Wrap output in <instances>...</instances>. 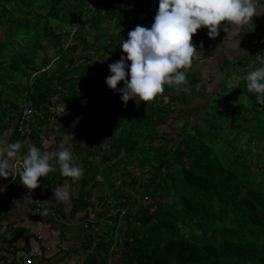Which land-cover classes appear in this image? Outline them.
<instances>
[{
  "label": "trees",
  "instance_id": "trees-1",
  "mask_svg": "<svg viewBox=\"0 0 264 264\" xmlns=\"http://www.w3.org/2000/svg\"><path fill=\"white\" fill-rule=\"evenodd\" d=\"M157 9L158 0H0V135L20 140L22 155L30 144L67 145L84 169L82 179L69 178L56 164L35 189L19 176L0 177V194L9 193L0 199L4 264L17 262L8 255L33 247L32 238L42 244L28 225L35 210L59 233L48 252L38 247V264L75 256L74 264H264V105L244 80L247 66L264 58V24L249 32L248 53L231 59L225 44L254 18L214 39L198 29L187 83L125 107L105 83L108 64L120 58L128 31L150 27ZM211 58L224 79L209 89L219 70L206 78L197 67ZM240 71L239 86H229ZM179 105L185 118L171 132ZM26 107L32 113L20 124ZM202 108L193 122L191 110ZM64 184L71 198L54 200ZM68 222L91 233L66 248Z\"/></svg>",
  "mask_w": 264,
  "mask_h": 264
},
{
  "label": "clouds",
  "instance_id": "clouds-1",
  "mask_svg": "<svg viewBox=\"0 0 264 264\" xmlns=\"http://www.w3.org/2000/svg\"><path fill=\"white\" fill-rule=\"evenodd\" d=\"M260 11L258 0H158L151 26L136 25L119 43L120 58L108 64L105 83L122 94L120 100L125 107L130 99L136 105L148 103L164 91L165 85L179 88L187 83L185 70L197 50L192 39L198 29L206 27L207 36L214 39L221 28L226 32L229 26L246 24ZM244 80L256 102L264 105V58ZM121 81L123 86L118 88ZM7 135L6 131L0 135V177L19 176L26 188L35 189L38 178L47 177L58 164L62 176L83 178L84 169L75 162L67 145L58 151H41L30 144L22 155L25 145L20 140L8 142ZM53 194L57 201L72 195L67 184L54 188Z\"/></svg>",
  "mask_w": 264,
  "mask_h": 264
},
{
  "label": "rangeland",
  "instance_id": "rangeland-1",
  "mask_svg": "<svg viewBox=\"0 0 264 264\" xmlns=\"http://www.w3.org/2000/svg\"><path fill=\"white\" fill-rule=\"evenodd\" d=\"M91 6H93L94 5V2H91V4H90ZM258 6H259V8L261 7V5L260 4H258ZM263 14H264V10L263 11H261ZM255 19V18H254ZM255 22H256V20H255ZM244 25H246V24H244ZM229 27H233L232 29H231V34L233 35L235 32H237L238 31V29H236L237 28V25H235V26H229ZM260 28L259 27H257V26H251V28L250 29H246L245 31H244V33L242 34V32L240 33V34H242V35H240V36H238V38L237 39H229L228 40V42L225 44V49L224 50H226L227 51V55L230 57V59L231 58H233L232 56V54L233 53H235V52H241V51H245L246 53H248L247 52V50L248 49H246L245 48V45H246V42H247V38H249V36H248V34H249V32H251L252 30H259ZM3 37V34L0 32V39ZM242 40H244V41H242ZM248 45H250L249 43H248ZM247 45V46H248ZM237 49V50H236ZM200 65H199V67H197V69H200V70H202L203 71V73H204V75H205V77L206 78H208V76H209V72L210 73H212V71L214 72H216V71H218L219 70V72H220V67H219V65H220V63H218L217 61H214L212 58L211 59H209V60H202L201 61V63H199ZM255 67H257V65L255 64V63H253V61L251 62V64L250 65H248L247 66V70L248 71H251V70H253ZM228 68V67H227ZM218 69V70H217ZM233 69H234V67H233ZM235 70H236V68H235ZM245 70V69H244ZM246 71V70H245ZM239 73V72H238ZM233 75H235V73L233 74ZM232 75V76H233ZM217 78L218 79H216L215 81H209V89H212L213 87H216L217 86V80H222V79H224V76H223V73H217ZM210 78V77H209ZM243 80V77H242V74H241V71H240V73L238 74V75H236V76H233V77H231L230 79H228V85L229 86H235V87H238L239 86V83L241 82ZM184 87V86H183ZM182 87V88H183ZM186 88V87H185ZM204 102V99H200L199 101H195L194 102V106H199V105H201L202 103ZM182 108H186V106H184V105H179L178 106V110L177 111H175V113H173V117L171 118V120H170V124L167 126V129L168 130H171V132H173L174 130H175V127H176V125L177 124H179V123H182L183 122V120H184V118H185V114H184V110L182 109ZM190 108H191V106H190ZM57 111L58 112H61L62 111V107H61V105H58V109H57ZM203 112H204V108H202V109H200V110H195V109H193V110H191V115H192V117H193V122H195V121H201L202 120V114H203ZM83 223H80V224H77L76 226H73V227H69V229H68V234H72V236H74V237H79V238H84L85 237V235H87L88 233H89V231L87 232L86 230H84L82 227H81V225H82ZM91 231V230H90ZM91 233V232H90ZM111 262H115V258L114 257H112L111 258ZM118 264H120V263H118Z\"/></svg>",
  "mask_w": 264,
  "mask_h": 264
},
{
  "label": "crops",
  "instance_id": "crops-1",
  "mask_svg": "<svg viewBox=\"0 0 264 264\" xmlns=\"http://www.w3.org/2000/svg\"><path fill=\"white\" fill-rule=\"evenodd\" d=\"M258 4L261 5L260 9L261 11L264 10V0H258ZM259 12L258 15L254 16L253 18H255L256 22H254V24L252 26H257V27H261L263 24H264V14L262 12ZM257 31V30H255ZM259 31V30H258ZM8 192H4L2 194H0V199H2L3 197H8L9 196V193L7 194ZM35 212V215L36 216H32L29 221H28V225H31L32 227L30 228L31 232L35 233V235L37 236V234H42L43 235V238H44V241L47 242V244L49 246H51L50 244H52V246H54L56 244V241L58 240V237H56V235H58V230L57 229H54L52 228L50 225H48L43 219L42 217H40V215H37L36 213V210L34 211ZM16 210H15V214H16ZM19 216H22L21 214H19ZM11 218H15L14 215L11 217ZM22 220V219H21ZM7 222V221H6ZM23 222H27V220L23 219ZM81 222H68L67 223V233H68V229L69 227H73V226H76L77 224H80ZM82 227V226H81ZM84 228V227H83ZM57 230V231H56ZM88 232V230H87ZM37 233V234H36ZM90 233V231H89ZM70 236V241H63L64 243V247H69L71 245H78L80 240L83 241L87 238V235H85L84 238H79V237H74L72 236V234H68ZM38 239V238H37ZM32 246L34 248H37L39 246H42L41 243L38 241V240H35L32 238ZM18 246L20 245H23V239H20L17 241L16 243ZM45 249V248H43ZM50 250V249H48ZM48 250L45 249L46 252H48ZM3 251V249H2ZM1 253V252H0ZM47 254V253H46ZM23 256V252L21 253L20 251L17 252H12L8 255V260L11 261L12 259H18L20 257ZM67 260V259H66ZM60 261L58 263H55V264H74L77 260V256L71 258V260H68V261ZM66 261V262H65ZM0 264H4V262L2 260H0Z\"/></svg>",
  "mask_w": 264,
  "mask_h": 264
},
{
  "label": "built area",
  "instance_id": "built-area-1",
  "mask_svg": "<svg viewBox=\"0 0 264 264\" xmlns=\"http://www.w3.org/2000/svg\"><path fill=\"white\" fill-rule=\"evenodd\" d=\"M255 42H257L255 40ZM260 59V58H258ZM32 113V109L30 107H26L23 111V115L22 118L19 120L20 124H23L24 122V118H26L27 116H29ZM19 129H23L22 125L19 126ZM39 237L38 239L42 242L41 245H44V247L48 250L50 249V246L47 244V242L45 243L43 235L42 234H38ZM40 260V255H39V251H38V247L34 248H28L23 252V256L21 258L18 259L17 262H15L14 264H38V261Z\"/></svg>",
  "mask_w": 264,
  "mask_h": 264
}]
</instances>
